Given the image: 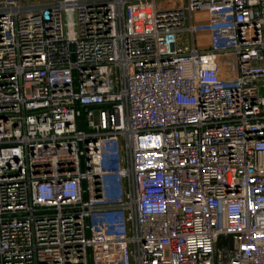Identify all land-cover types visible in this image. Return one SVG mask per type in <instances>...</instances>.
I'll use <instances>...</instances> for the list:
<instances>
[{"label": "built area", "instance_id": "built-area-1", "mask_svg": "<svg viewBox=\"0 0 264 264\" xmlns=\"http://www.w3.org/2000/svg\"><path fill=\"white\" fill-rule=\"evenodd\" d=\"M158 1L0 0V264H264V0Z\"/></svg>", "mask_w": 264, "mask_h": 264}, {"label": "crops", "instance_id": "crops-1", "mask_svg": "<svg viewBox=\"0 0 264 264\" xmlns=\"http://www.w3.org/2000/svg\"><path fill=\"white\" fill-rule=\"evenodd\" d=\"M198 15H200V16H201V14H198ZM204 36H205V38L202 40V42L206 44V42H207V37H206V34H205Z\"/></svg>", "mask_w": 264, "mask_h": 264}, {"label": "rangeland", "instance_id": "rangeland-1", "mask_svg": "<svg viewBox=\"0 0 264 264\" xmlns=\"http://www.w3.org/2000/svg\"><path fill=\"white\" fill-rule=\"evenodd\" d=\"M158 2H159V5H160V4H162V5L165 4V2H163V1H161V0H159Z\"/></svg>", "mask_w": 264, "mask_h": 264}]
</instances>
